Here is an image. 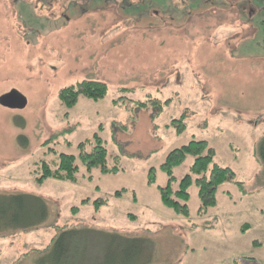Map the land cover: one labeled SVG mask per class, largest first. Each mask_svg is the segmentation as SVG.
I'll return each instance as SVG.
<instances>
[{
  "label": "rangeland",
  "instance_id": "1",
  "mask_svg": "<svg viewBox=\"0 0 264 264\" xmlns=\"http://www.w3.org/2000/svg\"><path fill=\"white\" fill-rule=\"evenodd\" d=\"M84 79L104 82L106 96L66 108L60 89ZM9 91L25 105L0 104V196H38L48 215L28 229L0 220V264H42L64 229L80 230L73 246L100 262L112 240L133 238L142 245L133 264H264L255 154L264 131V0H0V96ZM94 134L118 172L93 169L88 180L77 159L75 183L35 181L41 159L55 168L49 147L77 156ZM192 138L206 140L234 179L204 215L192 183L181 216L158 186L168 180V152ZM190 164L173 168L174 186ZM95 200L104 204L96 209Z\"/></svg>",
  "mask_w": 264,
  "mask_h": 264
},
{
  "label": "trees",
  "instance_id": "2",
  "mask_svg": "<svg viewBox=\"0 0 264 264\" xmlns=\"http://www.w3.org/2000/svg\"><path fill=\"white\" fill-rule=\"evenodd\" d=\"M107 86L104 82L96 80H81L62 87L58 98L66 108L73 107L78 97L88 98L94 101L106 96ZM52 136L44 144L52 143ZM19 143L27 145V138L19 135ZM67 144H69L67 142ZM56 155L55 168H51L46 160L41 159L39 164L40 174L35 181L42 184L44 180L52 178L60 181L76 182V173L79 170L77 159L84 166L88 180H92L91 172L97 169L101 174L116 173L118 166L109 167L107 164V148L97 134L93 138L86 139L77 144L78 154L57 153L53 147H49ZM255 154L261 165L264 175V131L255 143ZM191 158L189 171L184 174L174 186L175 176L173 168L181 164L187 158ZM215 150L204 139L192 138L186 144L176 147L168 152L163 163L162 170L167 174L165 185L158 186L162 203L171 208L176 214L188 216L189 187L192 183L197 186L199 206L197 213L204 215L209 207L214 206L217 188L234 179V173L229 167L221 166L214 160ZM148 183H154V177L149 174ZM242 188V183H238ZM125 190L115 191V195H121ZM31 196V197H29ZM134 197V196H133ZM88 198L82 203H87ZM95 207L104 204V201L95 200ZM77 207H73L75 210ZM48 215V209L42 198L28 194H10L0 196V220L6 225L16 228L28 229L40 225ZM80 236V230H63L57 233L47 247L49 250L40 258L42 264H133L141 250V242L138 239L125 238L122 241H111L107 245L102 262L99 257L92 255L87 247L80 253L73 246V240ZM118 242V243H117ZM117 243V244H116ZM116 244V245H115Z\"/></svg>",
  "mask_w": 264,
  "mask_h": 264
},
{
  "label": "water",
  "instance_id": "3",
  "mask_svg": "<svg viewBox=\"0 0 264 264\" xmlns=\"http://www.w3.org/2000/svg\"><path fill=\"white\" fill-rule=\"evenodd\" d=\"M0 104L5 107H23L25 99L15 91H9L0 96Z\"/></svg>",
  "mask_w": 264,
  "mask_h": 264
},
{
  "label": "flooded vegetation",
  "instance_id": "4",
  "mask_svg": "<svg viewBox=\"0 0 264 264\" xmlns=\"http://www.w3.org/2000/svg\"><path fill=\"white\" fill-rule=\"evenodd\" d=\"M243 1H244V0H243ZM236 11H237V13H238V14H236V16H240V17H241V16H242V13H240L241 10H240L238 7H236Z\"/></svg>",
  "mask_w": 264,
  "mask_h": 264
}]
</instances>
